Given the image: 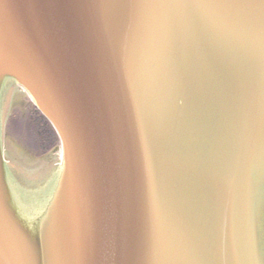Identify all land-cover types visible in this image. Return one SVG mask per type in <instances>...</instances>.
<instances>
[{
	"label": "water",
	"instance_id": "water-1",
	"mask_svg": "<svg viewBox=\"0 0 264 264\" xmlns=\"http://www.w3.org/2000/svg\"><path fill=\"white\" fill-rule=\"evenodd\" d=\"M0 264H264V0H0Z\"/></svg>",
	"mask_w": 264,
	"mask_h": 264
},
{
	"label": "rangeland",
	"instance_id": "rangeland-1",
	"mask_svg": "<svg viewBox=\"0 0 264 264\" xmlns=\"http://www.w3.org/2000/svg\"><path fill=\"white\" fill-rule=\"evenodd\" d=\"M34 106L23 89L16 88L12 91L3 119L5 138L7 143L23 148L34 159H42L57 144L48 146L47 149L40 144L39 133L44 134L45 129H37L33 123Z\"/></svg>",
	"mask_w": 264,
	"mask_h": 264
},
{
	"label": "trees",
	"instance_id": "trees-1",
	"mask_svg": "<svg viewBox=\"0 0 264 264\" xmlns=\"http://www.w3.org/2000/svg\"><path fill=\"white\" fill-rule=\"evenodd\" d=\"M33 123L35 127L44 128V134L39 133V141L40 144L44 146L45 149H47L48 146H53L57 144L60 140L58 138V135L50 122L42 115V113L34 106L33 111Z\"/></svg>",
	"mask_w": 264,
	"mask_h": 264
}]
</instances>
